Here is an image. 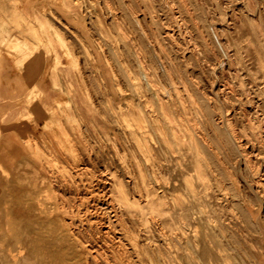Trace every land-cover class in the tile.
I'll return each mask as SVG.
<instances>
[{"label": "rangeland", "instance_id": "374dc122", "mask_svg": "<svg viewBox=\"0 0 264 264\" xmlns=\"http://www.w3.org/2000/svg\"><path fill=\"white\" fill-rule=\"evenodd\" d=\"M4 2L0 58L48 55L58 94L6 143L0 257L27 250L37 214L100 264H263L264 0H33L32 18ZM41 98L34 85L27 106ZM194 141L221 197L209 259L178 231Z\"/></svg>", "mask_w": 264, "mask_h": 264}, {"label": "bare ground", "instance_id": "6f19581e", "mask_svg": "<svg viewBox=\"0 0 264 264\" xmlns=\"http://www.w3.org/2000/svg\"><path fill=\"white\" fill-rule=\"evenodd\" d=\"M9 1L11 0H5L3 4L5 12H9L10 10L13 11L16 9L20 15L22 14L23 16H25L23 11L19 7V3L22 2V0H15L17 4H14V5H11ZM27 22H29V20H27ZM3 32L4 33H0V36L3 38V40H4L5 33H8L6 34L8 37L11 36L12 34L11 30H9L8 32H5V31ZM173 134L177 137L178 148L184 149V147L181 145L183 144L181 136H179L177 132H175L174 130H173ZM188 148H189V151H191L192 158H193L192 170L195 171L196 174H194L193 176V178L195 179H192L191 176L190 177L185 176L184 178H185L188 189L193 199L189 203H186L183 199H180L181 206L178 212L179 214L178 215V231L180 233L181 239H183L185 242L192 244V246L197 251H199L200 253L204 255L203 257L209 259L210 257L213 256L216 250L214 249V246L212 245V241L214 237H213L211 223L217 222V219L221 216V214L217 211V208L212 207V203L213 205H215L216 203H219L221 197H218L217 196L218 194L216 195L214 192H210L209 190L211 184H210V181L203 167L204 166L203 152L201 151V147L199 143L194 141L191 145L188 146ZM28 181L30 180L28 179ZM36 190H38V188ZM36 190L34 189V191ZM33 194L35 193L33 192ZM49 194L50 193H48V195ZM121 198L128 205L130 206L133 205L132 203L129 202L128 198L124 195V193L121 194ZM31 219H33L32 220L33 228L35 232L38 234L36 236V239L31 240L30 241L31 243L27 244L28 245L27 250L25 252H22V251L19 252L20 253L19 255H12L8 253L2 254V256L0 257V264H100V261H98V259L96 258L94 259L92 258V261L91 260L89 261L88 260L90 258L89 257L87 258L88 261L86 260L85 253L87 250H89L90 246L86 245L83 242V240L79 238V236L73 235L71 233L70 228L66 226L65 223H59L60 222L59 220H58L59 222H56V220L52 217L41 218L37 216V214L35 215V217ZM200 222L205 223L206 225L205 231H202L196 228L197 224H200ZM190 229H191V232H190ZM217 231L221 232L222 229L221 228L219 229V227H217ZM88 252L89 251H87V253ZM34 258H37V259H34Z\"/></svg>", "mask_w": 264, "mask_h": 264}, {"label": "crops", "instance_id": "0c3cea01", "mask_svg": "<svg viewBox=\"0 0 264 264\" xmlns=\"http://www.w3.org/2000/svg\"><path fill=\"white\" fill-rule=\"evenodd\" d=\"M21 10L27 17L36 16L33 0H22ZM41 54H34L22 69H18L11 58H0V207L6 186V143L21 142L23 128L34 127L44 117L43 113L34 110L36 105L47 103L58 94L54 87V64H50L51 57L46 55L43 59ZM34 85L40 89L43 98L29 108L27 97ZM26 110H34L31 123L20 120Z\"/></svg>", "mask_w": 264, "mask_h": 264}]
</instances>
